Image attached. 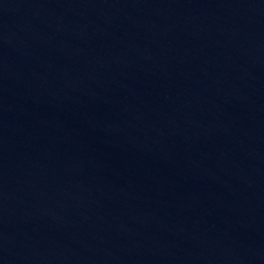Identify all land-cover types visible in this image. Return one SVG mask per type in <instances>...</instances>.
<instances>
[{"label":"water","instance_id":"water-1","mask_svg":"<svg viewBox=\"0 0 264 264\" xmlns=\"http://www.w3.org/2000/svg\"><path fill=\"white\" fill-rule=\"evenodd\" d=\"M0 264H264V0H0Z\"/></svg>","mask_w":264,"mask_h":264}]
</instances>
